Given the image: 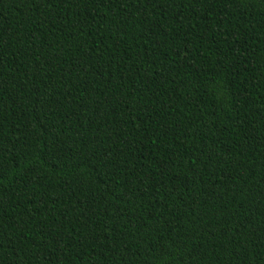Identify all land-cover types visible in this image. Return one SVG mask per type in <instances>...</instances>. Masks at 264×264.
Returning a JSON list of instances; mask_svg holds the SVG:
<instances>
[{"label": "trees", "instance_id": "trees-1", "mask_svg": "<svg viewBox=\"0 0 264 264\" xmlns=\"http://www.w3.org/2000/svg\"><path fill=\"white\" fill-rule=\"evenodd\" d=\"M0 264H264V0H0Z\"/></svg>", "mask_w": 264, "mask_h": 264}]
</instances>
